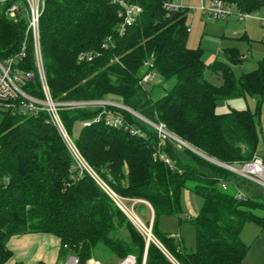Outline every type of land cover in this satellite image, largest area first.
I'll list each match as a JSON object with an SVG mask.
<instances>
[{"label": "trees", "instance_id": "trees-1", "mask_svg": "<svg viewBox=\"0 0 264 264\" xmlns=\"http://www.w3.org/2000/svg\"><path fill=\"white\" fill-rule=\"evenodd\" d=\"M129 1L141 6L142 13L120 36L119 7L110 0H46L40 19L41 52L52 97L115 98L148 120L164 123L182 141L222 163L241 164L262 154L258 121L264 102V58L240 77L232 64L245 58L235 48L226 50L228 63L206 64L203 50L188 46L186 9L167 10V0ZM222 1L240 12L264 6V0ZM10 2L0 6V58L20 51L27 27L25 17L13 20L6 15ZM108 36L113 37L112 45L103 49ZM85 52H91L92 59L80 60ZM18 67L36 74L23 89L42 97L32 43ZM148 72L159 80L150 81L146 89L141 80ZM214 76L221 78L220 84L212 81ZM246 96L256 99L255 113L218 111L220 101ZM109 111L123 124L110 123ZM0 112V264L13 256L9 240L27 233L55 235L62 251L77 256L80 264L100 249L119 259L134 253L140 264L145 239L93 177L74 168L46 112L5 107ZM61 118L71 137L80 124L74 141L81 154L119 196L138 200L134 210L143 220L148 204L153 208V233L181 264H242L250 248L243 242V227L256 223L264 228V215L256 212L264 208L263 188L184 145L160 142L153 126L121 107L65 109ZM83 121L90 124L82 126ZM185 189L202 199L193 219L192 251L158 229L161 216L182 212ZM237 189L246 193L245 199L236 197ZM121 230L128 236L122 237ZM145 264L173 263L150 243Z\"/></svg>", "mask_w": 264, "mask_h": 264}, {"label": "built area", "instance_id": "built-area-1", "mask_svg": "<svg viewBox=\"0 0 264 264\" xmlns=\"http://www.w3.org/2000/svg\"><path fill=\"white\" fill-rule=\"evenodd\" d=\"M9 0H0L5 2ZM113 4L119 7L118 16L121 18V22L117 27L118 35H123L126 29L133 25L138 17L142 13V7L136 3H132L129 0H110ZM46 0H11L10 4L6 7V15L13 20L25 17L27 27L22 41L21 49L18 53L10 55L5 58H0V108H9L11 110H19L23 113H38L40 111L46 112L49 121L57 127L61 133L68 150L70 151L74 160L75 166L80 173L87 172L93 177L96 183L114 200L118 207L126 214L129 220L133 223L138 232L143 236L146 242V249L150 243L155 244L173 264H181L161 243V241L153 233V224L146 223L134 210V204L138 200H131L132 203L129 205L126 198L119 196L89 165L81 154L79 148L75 144V141L70 136L65 128V125L61 118V111L65 109H73L79 107H103L116 106L126 109L123 104H116L106 99L100 100H70V101H59L55 100L52 95L48 82L46 79L43 57L41 52V34H40V19L45 10ZM167 10H174L178 8L172 3V0L165 1L164 4ZM236 12L240 20H246L252 16L251 12H240L233 6L224 3L222 0H212L208 7L204 8V12H208L214 18H221L229 15L230 13ZM261 25L264 27V16L259 18ZM113 37L108 36L103 42L102 48L109 49L112 45ZM32 43L34 48V59L37 69V76L41 83L43 91L42 97H36L23 89V84L26 81L33 80L36 74L33 72L23 71L18 67L25 55L28 45ZM94 55L91 52L81 53L79 56L80 60H90ZM155 74L152 72L146 73L142 80V84H148L153 81ZM127 110V109H126ZM129 111V110H128ZM131 112V111H129ZM132 113V112H131ZM142 121L153 126L157 132L160 142L166 140L176 139L171 132L167 129L164 123H154L145 117H140L132 113ZM108 120L115 126L123 124V119L120 116L108 112ZM89 121L81 122L82 126L89 125ZM132 132L139 133L138 130H132ZM163 158L164 156L161 155ZM215 163V162H214ZM233 173L247 179L248 181L260 186L264 189V151L262 154L256 153L253 158L241 164H226L219 162L216 163ZM222 188L227 189L228 185L226 182L222 183ZM236 197L238 199H245L246 193L237 189ZM130 201V200H129ZM178 238V236L176 237ZM68 248L67 245L64 246ZM79 258L73 254H70L65 264H79ZM137 257L134 254H128L121 258L117 264H137ZM85 264H105L99 259L89 258Z\"/></svg>", "mask_w": 264, "mask_h": 264}, {"label": "rangeland", "instance_id": "rangeland-1", "mask_svg": "<svg viewBox=\"0 0 264 264\" xmlns=\"http://www.w3.org/2000/svg\"><path fill=\"white\" fill-rule=\"evenodd\" d=\"M211 1L212 0H172V3L175 6L186 8L187 10V20L189 25L188 46L191 48H201L203 50V60L206 64H211L216 60L228 63L229 59L226 55V50L229 48H235L241 56H246L248 58L242 63L232 64L237 77H240L245 72L256 69L258 63L264 58V27L259 21V18L264 16V6L257 11L251 12L252 16L246 20H240L235 11L225 17L214 18L208 12H204V8L208 7ZM3 4L4 3H0V6L3 7ZM158 80L159 78L156 76L153 79V83ZM212 81L220 84L221 78L214 76ZM105 99L112 103L122 104L115 98ZM232 109H249L251 112L255 113L257 110L256 99L250 96L236 97L222 100L218 104L219 112H225ZM263 115L264 102L261 106L260 119L261 117H264ZM2 117L3 115L0 112V121ZM260 119L258 121V131L260 127L259 125L264 121H261ZM79 128L80 124L77 123L74 127V136H72L73 140L75 139V135L78 134ZM172 135L176 137L177 140L169 138L170 141L185 146L184 143L186 142L182 141L176 135ZM184 193L185 190L182 193V212L180 214L175 213L161 216L158 220V229L161 233L169 234L173 237L179 236L183 248L187 251H192L196 248V232L193 224L194 217H187L188 211L184 208ZM195 197L200 205L202 199L198 195ZM127 201L129 205L132 203V201ZM256 212L258 215H264V208L257 209ZM145 214V222H152L153 224L154 213H150V210L146 208ZM120 235L122 237L128 236L127 232L124 230L120 231ZM241 235L243 242L250 247L242 264H264V228H261L256 223H246ZM60 246L58 237L53 234L42 237L37 235L25 236L24 238L20 235L11 238L8 242V247L13 250L15 248L21 249V251L26 254H31L33 249L41 247L45 251L56 256ZM146 250L145 245L144 257L140 264L146 263ZM61 253V258L58 264H65L70 253L66 251H62ZM96 257L105 264H117L120 260L115 254L105 249L98 250ZM91 258L94 257L92 256Z\"/></svg>", "mask_w": 264, "mask_h": 264}, {"label": "crops", "instance_id": "crops-1", "mask_svg": "<svg viewBox=\"0 0 264 264\" xmlns=\"http://www.w3.org/2000/svg\"><path fill=\"white\" fill-rule=\"evenodd\" d=\"M184 9H186V8H184ZM243 57L245 58V60L248 59L246 56H243ZM260 120L261 121L264 120V117H261ZM259 126L260 127H259V146H258V149L260 151H263L264 150V121L261 122V124ZM184 195H185L184 208H185V210L188 211L187 217L193 218V217L198 215V213L201 209L202 203H200V205L198 204V201L196 200V197H195L197 195H195L189 189H185ZM148 206L150 207V213H153V211H152L153 208L149 204H148ZM33 235H37V236L42 237V236H46L49 234H47V233H27V234H22L21 237L23 236V238H24L25 236H33ZM18 236H20V235H18ZM178 239H180L179 236H178ZM11 250L13 252V256L6 264H38L39 262H44L45 264H58L60 261V258H61V254H62L61 253L62 252L61 246H60L59 251H58L56 256L52 255L50 252L45 251L41 247L33 249L31 251V254L30 253L26 254L25 252H22L21 249H18V248H15L14 250L11 249ZM95 258L98 259L97 257H95Z\"/></svg>", "mask_w": 264, "mask_h": 264}, {"label": "water", "instance_id": "water-1", "mask_svg": "<svg viewBox=\"0 0 264 264\" xmlns=\"http://www.w3.org/2000/svg\"><path fill=\"white\" fill-rule=\"evenodd\" d=\"M145 88H146V89H149V88H151V85H149V84H145ZM125 107H126V106H125ZM126 109L129 110V111H131L132 113H134V114H136V115L142 117L140 114H138L137 112H135V111L132 110L131 108L126 107ZM142 118H143V117H142ZM184 144H185L186 147L190 148L191 150L195 151L196 153L200 154L201 156L205 157L206 159H208V160H210V161H212V162L218 163L217 160H215V159H213V158H210V157L206 156L205 154H203V153H201L200 151L196 150L195 148L191 147L189 144H187V143H184ZM152 211H153V213H154V210H153V209H152Z\"/></svg>", "mask_w": 264, "mask_h": 264}]
</instances>
